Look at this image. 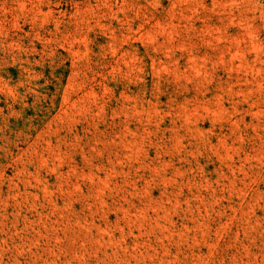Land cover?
<instances>
[{
  "label": "rangeland",
  "instance_id": "rangeland-1",
  "mask_svg": "<svg viewBox=\"0 0 264 264\" xmlns=\"http://www.w3.org/2000/svg\"><path fill=\"white\" fill-rule=\"evenodd\" d=\"M0 264H264V0H0Z\"/></svg>",
  "mask_w": 264,
  "mask_h": 264
}]
</instances>
